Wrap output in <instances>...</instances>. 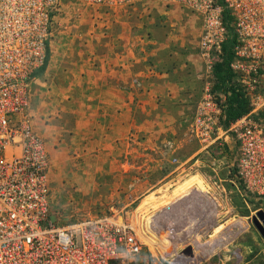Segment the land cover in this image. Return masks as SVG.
Returning <instances> with one entry per match:
<instances>
[{
    "label": "rangeland",
    "instance_id": "1",
    "mask_svg": "<svg viewBox=\"0 0 264 264\" xmlns=\"http://www.w3.org/2000/svg\"><path fill=\"white\" fill-rule=\"evenodd\" d=\"M56 10L51 21L48 64L51 54H59L57 61L61 67L44 75L47 65L44 72L37 75L31 85L30 110L34 130L45 141L50 156V202L55 222L65 225L129 214L135 231L141 233L144 253L149 255V247L158 261L173 264L174 258L183 256L188 264H202L200 261L204 264H264V238L253 224L257 214L264 212V200L241 187L236 177V145L230 141L217 157L211 150L203 151L195 139L188 136L189 124L207 95H212L221 108L225 102L222 94L214 92L215 70L223 60L213 62L203 58L201 19L181 10H173L166 17L165 9L156 4L100 11L75 0H62ZM150 22L156 23V31L169 32L174 38L168 57L176 65L178 75L186 80L185 91L192 92L194 99L186 123L178 128L177 138L185 145L179 156L184 167L177 174L183 175L171 183L168 181L172 178L168 179L162 188L156 187V182L165 175L155 171L144 173L142 159H137L136 169L127 172L122 163L129 160L120 158L107 172L92 174L89 167L82 165L83 157L70 149L73 116L65 111L69 107L66 103L71 75L65 63L71 65L73 61L75 65L80 40L98 42V45H84L85 51L92 54L108 49L103 44L106 40H114L109 45L112 51H126L127 41L135 38L140 29L144 32L150 29ZM235 50L236 46L230 66L235 76L232 84L241 88L250 101L240 75L233 69L237 63ZM65 52L70 53L69 61L64 58ZM133 82L132 88L139 90L141 85ZM173 166L178 167L175 163ZM147 181H153L148 184L156 188L146 185ZM153 242L157 245H152ZM194 247L202 251V258L186 254ZM207 249L210 253H206Z\"/></svg>",
    "mask_w": 264,
    "mask_h": 264
},
{
    "label": "built area",
    "instance_id": "2",
    "mask_svg": "<svg viewBox=\"0 0 264 264\" xmlns=\"http://www.w3.org/2000/svg\"><path fill=\"white\" fill-rule=\"evenodd\" d=\"M61 1L0 0V264H167L149 247L144 253L129 214L65 225L53 218L50 156L30 110L31 85L47 65L51 21ZM75 1L100 11L143 4L188 11L201 19L200 50L213 62L223 57L230 34L224 13H230L237 38L233 69L253 110L225 130L220 104L207 95L187 132L217 157L234 142L241 187L264 200V120L258 118L264 111V0Z\"/></svg>",
    "mask_w": 264,
    "mask_h": 264
},
{
    "label": "crops",
    "instance_id": "3",
    "mask_svg": "<svg viewBox=\"0 0 264 264\" xmlns=\"http://www.w3.org/2000/svg\"><path fill=\"white\" fill-rule=\"evenodd\" d=\"M172 11L165 9L164 15L168 17ZM148 27L127 41L126 51H112L109 45L114 40H106L103 44L109 51L92 54L85 51L84 45L98 42L80 40L75 65L73 61L71 65L65 63L71 74L66 103L69 107L65 111L73 116L70 149L83 157L82 165L89 167L92 174L107 172L120 158H128L129 163H122L127 172L136 169L137 159H142L144 173L165 175L156 182V187H160L168 179L172 178L168 181L171 183L183 175L177 174L181 167L173 166L175 160L183 162L179 156L185 144L177 138L178 128L186 123L194 99L192 92L185 91L188 84L168 57L174 38L169 32L156 31L155 22ZM52 56L44 75L61 67L59 56ZM69 56L65 52V60L69 61ZM136 80L141 85L139 90L132 88ZM148 183L153 181H147L151 187ZM191 252L193 258H202L199 248L194 247Z\"/></svg>",
    "mask_w": 264,
    "mask_h": 264
},
{
    "label": "trees",
    "instance_id": "4",
    "mask_svg": "<svg viewBox=\"0 0 264 264\" xmlns=\"http://www.w3.org/2000/svg\"><path fill=\"white\" fill-rule=\"evenodd\" d=\"M224 21L227 26H229V39L226 45L223 47V57L222 62L219 63L215 70V76L217 79L216 86L214 88V92H218L225 97L223 109V117H222V126L223 128L229 129L230 126L236 123L238 120L248 116L251 114V104L250 101L245 96V93L241 88H237L232 84V79L235 77L233 72L231 71V63L234 59L233 49L236 46L237 38L234 34V30L231 27L233 23V18L230 13H224ZM48 64V59H47ZM47 66V65H46ZM46 69L43 68L41 72ZM224 107V108H223ZM259 119L264 120V111L258 115Z\"/></svg>",
    "mask_w": 264,
    "mask_h": 264
},
{
    "label": "water",
    "instance_id": "5",
    "mask_svg": "<svg viewBox=\"0 0 264 264\" xmlns=\"http://www.w3.org/2000/svg\"><path fill=\"white\" fill-rule=\"evenodd\" d=\"M253 224L260 233V235L264 238V212H259L257 217L253 219ZM191 248L186 251V254L190 255Z\"/></svg>",
    "mask_w": 264,
    "mask_h": 264
},
{
    "label": "bare ground",
    "instance_id": "6",
    "mask_svg": "<svg viewBox=\"0 0 264 264\" xmlns=\"http://www.w3.org/2000/svg\"><path fill=\"white\" fill-rule=\"evenodd\" d=\"M47 56H48V61H49V58H50V54H49V46L47 47ZM48 65V64H47ZM47 67V66H46ZM44 72V71H43ZM200 179H201V177H199ZM193 180V179H192ZM195 180V179H194ZM203 181V180H202ZM194 184V183H193ZM203 184V183H202ZM199 185H201V183H199ZM189 187V186H188ZM200 187H202V186H200ZM203 189V188H202ZM154 201V200H153ZM143 219V218H142ZM136 224V223H135ZM136 229V228H135ZM137 231V230H136ZM140 232V231H139ZM141 234V233H140ZM144 234V233H143ZM147 238V237H146ZM168 239V238H167ZM164 240V239H163ZM194 240V239H193ZM150 241V240H149ZM148 241V242H149ZM152 241H154V239L152 240ZM150 243V242H149ZM152 244V243H151ZM150 244V245H151ZM199 244V243H198ZM147 245H149V244H147ZM152 245H157L156 243H154L153 242V244ZM189 245V244H188ZM152 249H153V251H155L156 250V248L154 249L153 247H151ZM154 254H155V252H153ZM165 255V254H164ZM163 255V256H164ZM162 256V257H163ZM175 260H174V262H173V264H188V260L186 261V259H184L183 258V256H182V258H179V259H176V258H174Z\"/></svg>",
    "mask_w": 264,
    "mask_h": 264
},
{
    "label": "flooded vegetation",
    "instance_id": "7",
    "mask_svg": "<svg viewBox=\"0 0 264 264\" xmlns=\"http://www.w3.org/2000/svg\"><path fill=\"white\" fill-rule=\"evenodd\" d=\"M38 75H40V74L38 73Z\"/></svg>",
    "mask_w": 264,
    "mask_h": 264
}]
</instances>
